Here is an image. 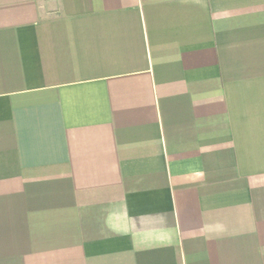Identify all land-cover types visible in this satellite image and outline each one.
Wrapping results in <instances>:
<instances>
[{
    "label": "crops",
    "instance_id": "obj_1",
    "mask_svg": "<svg viewBox=\"0 0 264 264\" xmlns=\"http://www.w3.org/2000/svg\"><path fill=\"white\" fill-rule=\"evenodd\" d=\"M0 264H264V0H0Z\"/></svg>",
    "mask_w": 264,
    "mask_h": 264
}]
</instances>
